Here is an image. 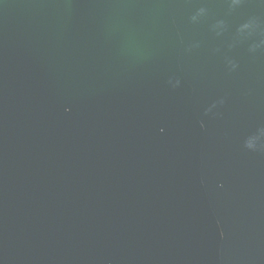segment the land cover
Listing matches in <instances>:
<instances>
[{"label": "water", "instance_id": "95a60500", "mask_svg": "<svg viewBox=\"0 0 264 264\" xmlns=\"http://www.w3.org/2000/svg\"><path fill=\"white\" fill-rule=\"evenodd\" d=\"M0 264H264V0H0Z\"/></svg>", "mask_w": 264, "mask_h": 264}]
</instances>
